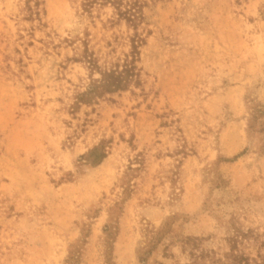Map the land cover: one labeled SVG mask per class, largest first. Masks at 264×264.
I'll return each mask as SVG.
<instances>
[{"label": "rangeland", "instance_id": "obj_1", "mask_svg": "<svg viewBox=\"0 0 264 264\" xmlns=\"http://www.w3.org/2000/svg\"><path fill=\"white\" fill-rule=\"evenodd\" d=\"M0 264H264V0H0Z\"/></svg>", "mask_w": 264, "mask_h": 264}, {"label": "trees", "instance_id": "obj_2", "mask_svg": "<svg viewBox=\"0 0 264 264\" xmlns=\"http://www.w3.org/2000/svg\"><path fill=\"white\" fill-rule=\"evenodd\" d=\"M124 72L118 70L103 72L100 80H94L85 91L77 95V103L88 104L97 98L103 97L107 93H114L118 90L125 89L126 78L124 77ZM83 157H88L87 159L90 160L91 164L98 165L106 157V154L99 146H96Z\"/></svg>", "mask_w": 264, "mask_h": 264}]
</instances>
